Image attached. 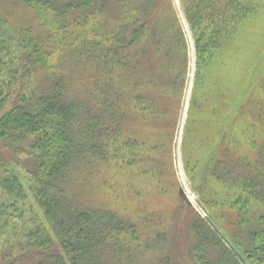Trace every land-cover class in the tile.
I'll return each mask as SVG.
<instances>
[{
	"label": "trees",
	"instance_id": "obj_1",
	"mask_svg": "<svg viewBox=\"0 0 264 264\" xmlns=\"http://www.w3.org/2000/svg\"><path fill=\"white\" fill-rule=\"evenodd\" d=\"M11 1L29 8L40 30L14 29L0 14V33L13 28L0 44V211L26 195L11 164L23 162L46 224L26 231L18 254L13 245L0 250V264H131L139 224L79 199L72 186L77 172L93 177L114 162L123 170H164L152 153L171 155L167 138L191 60L185 22L196 65L185 166L214 223L187 210L179 240L185 250L174 256L173 230L162 242L159 231L155 264H264V140L253 139L259 131L252 123H264V95L257 93L264 78L254 85L258 68L240 59L259 4L181 0V14L173 0ZM70 66L89 73L84 94L73 90ZM228 71L237 80L216 77ZM33 74L38 84L30 89Z\"/></svg>",
	"mask_w": 264,
	"mask_h": 264
},
{
	"label": "rangeland",
	"instance_id": "obj_2",
	"mask_svg": "<svg viewBox=\"0 0 264 264\" xmlns=\"http://www.w3.org/2000/svg\"><path fill=\"white\" fill-rule=\"evenodd\" d=\"M7 1L9 3H7ZM10 1L11 0H0V14L7 18L8 24L12 25L14 29L18 26H24L25 28L30 26L38 30L39 26L34 18L33 12L23 4L19 3L17 5H12L13 2ZM254 1L259 4L257 17L249 22V29L242 38L245 42V46L240 59L245 63L251 62L253 67L259 69V72L258 69L257 72H255V69H253V72L251 71L253 73L255 85V83L259 81V75L264 78V0ZM173 3L175 8L181 12V0H173ZM184 25L187 27L186 22ZM3 26L5 30L8 29V26ZM186 27L191 60L185 96L181 103H176L175 105L178 113L174 135L171 140L167 138V141L172 143L171 155L169 157L168 155L167 157H163L162 154H157L156 151L152 153L155 157L162 158L161 165L162 167L164 166V170L149 169L150 167L145 164H139V166L133 169L131 168V170H123L119 168L117 162H114L109 168L107 166H101L100 173H96L93 177H90L85 170L77 172L72 186V191L79 199L94 202L97 206H112L117 209L119 213L132 218L139 224L141 231L139 240L140 245L139 248L136 249L135 258H133L131 264L156 263L157 258L155 254H160L161 256L162 252L158 251L155 253V247L151 246L153 245V241L158 240L157 232L159 231L162 232V236L160 237L162 242L163 236L166 237L165 234H167L165 232L173 230L178 240L176 243L172 244V250L174 256L180 257L181 253L185 250L184 247H181L182 241L179 240L184 238L183 227L181 228V226L183 219L186 218L187 210L195 209L202 217L210 220L212 219V211L204 204L201 191L199 192L194 187L185 166L187 152H191L193 149L191 134L186 138V127L189 108L191 106L190 101L193 95L192 91L196 70L194 41ZM13 28L9 31H12ZM8 32L6 35L0 33V44L5 39H9ZM73 63L74 61L70 65H73ZM73 66H70L71 68L69 67L68 69L74 80L72 86L73 90L80 94H84L85 90L82 83L85 84L86 77L88 78L89 73L86 70H78ZM215 71L213 77L217 73ZM216 77L218 79L223 77L226 81L237 80L235 79V74L233 73V75H231L230 71L218 73ZM190 82H192L191 90ZM28 83L30 89L37 86L38 78L36 74H33L32 77L29 76ZM25 88L27 89V85ZM262 88L263 87H261V89L258 88L257 93L264 95V90H262ZM16 92L17 89L13 91V93ZM187 96L189 104L186 111V120L182 127L181 123L185 112ZM11 104L12 103L6 104L5 109L9 108ZM202 113L206 116L207 110L203 109ZM253 115L255 114L253 113ZM253 122H255V130L259 131L258 137H254L253 139L260 140L263 138L261 140H264V123L262 121L258 123L256 119L252 118V123ZM204 130L205 127L203 126V131ZM249 146L253 149L256 148L252 141L251 144L249 143ZM249 154L251 158H255L257 155L256 151H251ZM11 164L18 171L24 183L26 195L23 200H20L21 202H19L17 206L5 205L4 208H7L0 211V250H8V248L13 245L16 246V248L13 249L14 254H18L25 244L26 231L33 229L36 224H46V219L42 208L31 191V174L27 172V166L24 165L23 162L18 164L12 162ZM92 185H94L95 188ZM180 206L183 208V211L180 209ZM211 222L214 223V220H211ZM219 229L227 239L228 237L225 232L221 228ZM166 238L170 239V236Z\"/></svg>",
	"mask_w": 264,
	"mask_h": 264
},
{
	"label": "bare ground",
	"instance_id": "obj_3",
	"mask_svg": "<svg viewBox=\"0 0 264 264\" xmlns=\"http://www.w3.org/2000/svg\"><path fill=\"white\" fill-rule=\"evenodd\" d=\"M192 80H193V78H192ZM190 83H191L190 84V90H191L192 82H190ZM189 97H190V95H189ZM188 104H189V99H188V96H187V98H186V104H185V112L183 114L182 123H181V126L182 127L184 126V123H185V120H186V111H187ZM181 131H182V129H181Z\"/></svg>",
	"mask_w": 264,
	"mask_h": 264
}]
</instances>
